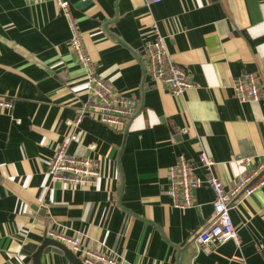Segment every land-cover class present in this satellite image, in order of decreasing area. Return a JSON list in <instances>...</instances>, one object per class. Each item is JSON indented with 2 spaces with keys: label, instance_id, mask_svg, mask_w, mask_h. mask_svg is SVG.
Masks as SVG:
<instances>
[{
  "label": "crops",
  "instance_id": "0c3cea01",
  "mask_svg": "<svg viewBox=\"0 0 264 264\" xmlns=\"http://www.w3.org/2000/svg\"><path fill=\"white\" fill-rule=\"evenodd\" d=\"M69 9L96 74L139 106L123 131L86 114L68 124L88 95L65 15L55 0H0V96L13 103L0 108V264H32L27 246L52 238L48 230L130 264H264V184L229 211L237 242L218 245L196 239L212 220L209 187L184 209L164 193L178 155L226 187L264 160V0H69ZM155 29L192 82L182 95L144 68ZM247 72L260 97L242 102L233 82ZM61 142L100 159L95 186L48 176ZM40 264L73 263L50 248Z\"/></svg>",
  "mask_w": 264,
  "mask_h": 264
},
{
  "label": "built area",
  "instance_id": "2783aa9c",
  "mask_svg": "<svg viewBox=\"0 0 264 264\" xmlns=\"http://www.w3.org/2000/svg\"><path fill=\"white\" fill-rule=\"evenodd\" d=\"M28 1L38 3L45 0ZM55 1L67 19L70 30L68 45L77 62L83 67L88 95V103L84 112L78 113L73 121L67 120V123L78 125L86 114L116 131H123L139 106L138 99L123 96L115 91L109 82L96 74L94 63L85 49L76 20L70 12L69 0ZM146 1L159 2L161 0ZM146 56L145 70L154 80L166 85L174 95H182L186 88L192 86L186 68L171 59L165 37L157 29L154 30V39L146 46ZM233 88L237 98L242 102L257 100L260 97L259 80L253 73H243L233 82ZM12 104L10 99L0 96V108H10ZM69 140L78 141L79 134L72 133ZM67 146V142H61L55 147L47 169L48 176L67 186L71 184L95 186L103 174L100 159L70 154ZM89 148H95V144H91ZM249 161V158L245 159V162ZM199 162L206 171H211L212 160L204 152L199 154ZM168 174L170 185L164 193L172 198L176 207L184 209L198 206L194 200V189L202 184L213 191L212 220L200 229L196 239L200 245L208 243L218 245L230 239L237 242V231L229 211L235 206L240 195H250L264 184V160L247 174L231 181L227 187L212 174L206 177L195 174L191 162L183 155H178L175 163L169 167ZM47 235L62 242L71 251L79 252L83 264H130L123 258L104 250L82 248L80 236H68L53 230H48Z\"/></svg>",
  "mask_w": 264,
  "mask_h": 264
},
{
  "label": "water",
  "instance_id": "95a60500",
  "mask_svg": "<svg viewBox=\"0 0 264 264\" xmlns=\"http://www.w3.org/2000/svg\"><path fill=\"white\" fill-rule=\"evenodd\" d=\"M27 248L30 249L32 253V264H40L41 254L43 252H48L50 248L61 249L73 264H83L63 243L49 237L44 238L40 245H28Z\"/></svg>",
  "mask_w": 264,
  "mask_h": 264
}]
</instances>
